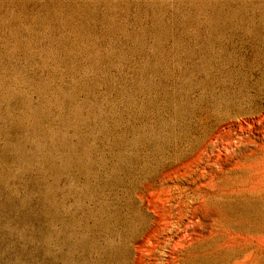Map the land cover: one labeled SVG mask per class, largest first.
<instances>
[{
    "label": "rangeland",
    "instance_id": "374dc122",
    "mask_svg": "<svg viewBox=\"0 0 264 264\" xmlns=\"http://www.w3.org/2000/svg\"><path fill=\"white\" fill-rule=\"evenodd\" d=\"M0 264H264V0H0Z\"/></svg>",
    "mask_w": 264,
    "mask_h": 264
}]
</instances>
